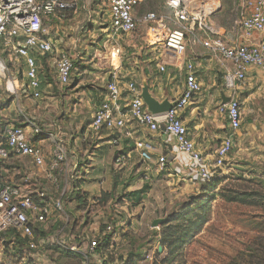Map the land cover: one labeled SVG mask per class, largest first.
<instances>
[{"label":"built area","instance_id":"2783aa9c","mask_svg":"<svg viewBox=\"0 0 264 264\" xmlns=\"http://www.w3.org/2000/svg\"><path fill=\"white\" fill-rule=\"evenodd\" d=\"M140 2L141 0H107L109 40L118 35L131 36L141 25L145 45L149 49L161 46L167 54L180 58L189 47L204 48L218 58L224 87L231 92L236 90V85L244 83L249 68L264 67V0L243 2L242 15L235 31L241 33L245 42L233 47L219 38L217 28L211 20L215 7L209 6L204 0H167L166 14L147 12L137 18L134 12ZM76 8L77 0H0V46L3 53L5 51L8 56L22 60L26 68V88L32 99L40 98V81L36 60L30 55V51L46 56L54 50L50 41L45 38L47 32L43 28V19L56 13L73 12ZM183 65L184 89L174 107L162 116L149 114L138 96V86L135 82L128 81L127 114L136 125L152 133L157 132L160 123H163L164 133L173 138L180 153L187 155L196 164L199 179L207 181L216 169L224 166L235 147L233 136L241 128L242 105L232 94L226 104L218 106V113L228 122L229 134L216 147L213 162H206L187 138V130L179 117V112L201 92V85L193 72V64L186 61ZM73 67L74 61L67 53H59L55 58V78L60 87L70 83ZM159 71L162 73L164 67H160ZM5 73L6 65L0 59V76L4 77ZM5 90L11 96L16 95L11 80L5 82ZM106 91V97L95 111L89 126L94 136L104 130H124L121 106L123 94L114 78L107 84ZM24 122L29 133L21 126H0V138L4 140V147L0 146V162H19L25 171V176L18 181L8 183L0 179V233L16 230L31 239L28 250L40 252L47 246H54L79 256L81 264H122L115 253H109L108 249L101 250L98 242L101 234L111 233L116 226L103 223V233L99 230L96 234L90 230L80 234L71 227L64 204L72 193V181L79 178L75 176L77 165L69 163L62 129L45 127L31 119H24ZM33 140L50 146L48 158L43 146L35 144ZM134 149L143 164L147 165L152 161L154 148L149 141H136ZM125 158L117 156L116 164H121ZM165 167L166 158L162 156L157 160V168L163 170ZM18 173L19 170H16L13 176ZM103 182L104 179H100V183ZM91 198L89 196L88 202L94 203ZM58 222L62 226L54 229ZM118 226L123 227L124 224L119 223ZM41 231L46 236L34 240L39 238ZM156 250L157 248L144 256L145 264H152ZM110 256L113 258L110 259Z\"/></svg>","mask_w":264,"mask_h":264},{"label":"crops","instance_id":"0c3cea01","mask_svg":"<svg viewBox=\"0 0 264 264\" xmlns=\"http://www.w3.org/2000/svg\"><path fill=\"white\" fill-rule=\"evenodd\" d=\"M80 4L81 0H77V8L75 11L65 14L56 13L43 19V25L44 23H47L48 26L55 29V40H53L54 38L48 34L49 32H47L45 38L52 44L54 48L53 53L56 54V57L59 53H65L62 49L64 45L67 46L69 50L76 48V46L80 48V46L83 47L84 45L83 43L80 45L79 36L77 39H69L70 36L76 34L73 27L70 25L67 29L62 27L65 24L71 23V21L75 19V14L79 10ZM167 12L168 9L164 4L159 12L154 13L166 14ZM134 14L137 18L143 15L138 16L135 12ZM107 23V29H109L110 17L108 8ZM59 26H61V29H59ZM216 28L219 38L229 47L245 42L240 32L235 33L232 37H228L223 29L218 26H216ZM75 29L77 30V28ZM139 29L142 30L141 25L138 27V30ZM72 31L74 33H70ZM121 37L129 36L118 35L111 40L107 39L103 46L105 48L108 45L112 47V50H109L111 52L107 62H110V68H113L112 62L119 57L118 54L120 49L118 43ZM204 50L206 53L205 55L203 53V57H211L212 54L208 50ZM164 53L169 55L165 51ZM198 53L199 55H196L195 59L193 57V61L188 60L187 62L193 64V72L197 81L201 85V92L195 95L191 102L179 112V117L187 130V138L193 143L194 149L206 162L211 163L214 160L216 147L229 134L227 120L217 111L218 106L222 104V98L229 100L232 94H234L240 100L241 105L242 103L247 104L255 92H251L252 94L250 93L245 97H243V95L250 90L253 91L257 85L264 86V67L249 68L244 83L236 85V90L231 92L224 87L221 67L220 69H217V66H213L211 60L207 61V59H200L201 53L199 51ZM30 55L35 58L38 68L40 98L41 100L46 98L52 101L50 109H48V105L42 107L41 105L35 104L38 101H34L36 99H32L30 96V92L26 88L27 80L24 73L23 80L20 82L15 78L9 79L16 91V95L12 96L14 99L16 98V100L7 94L4 83V91L1 92L2 95L0 97V126H21L25 128L26 133H29V129L27 128L24 119H31L45 127H51L54 129L55 126L62 129L61 131L65 137L64 140L69 155V163L71 165H77L75 176H78L80 179L78 185L82 192H87L92 198L99 197L102 192L110 191L113 187H115L116 193L120 194L139 191L144 185H149L150 188L142 196L138 204L132 205L130 203V205L136 206L132 208L134 209L133 211H137L134 215H132V213L131 216L128 215V217L132 218L130 221L131 224L128 223L129 226H127L125 225L127 222H121L124 224L121 228L122 231L120 234L114 235L112 240L116 243L118 248L120 246H126L129 252H133V250L138 252L145 249L144 256L155 248L158 250L160 247L158 240L153 241V238L138 245L131 236L130 238L132 241H129L127 238L124 239L122 236L128 232V228L131 233L132 231L136 233L133 224L134 226L135 224H140L137 222L138 220L140 222L141 219H143L145 212H147L148 204H146V202L149 201L150 198L153 197L155 199L154 204H156L157 208L163 209L164 206H166V202L171 204L198 194L200 192L202 181L199 179L196 164L187 155L180 153L177 150L172 137L168 136L166 133L162 134L160 129L157 132L152 133L145 128L139 127L128 116L127 106L129 98L126 95V84L128 81L136 83L135 78L137 75L133 72H128L127 75H125L127 76V80L124 81L123 77L120 76V73H118L119 75L117 74V68L111 69L112 72H110L107 77H100L97 75L95 80L90 81L95 84L91 85L90 89H84L82 87L89 82L84 79L81 82L76 83L74 86L69 83L63 90H59L63 87H60L57 84L55 78L54 83L57 85V91H51L49 86L43 84L39 72L40 67H38L40 60L38 58H43L45 56L38 55L34 50L30 51ZM184 61H186V58H184L183 62ZM152 62H154L155 70L157 72L160 67H164V71L158 73L162 75L164 74L166 77L162 79L151 74L149 76L151 79L149 87L152 89H149V91L158 101H163L165 99L174 101L182 94L184 89L185 70L183 62L177 63L176 66L183 74L182 82H178L177 85L167 93V95L166 92L163 91V88H168L172 83L168 77L169 73H167L168 65H166L160 55L153 59ZM214 69L221 73L222 81L220 85L217 84L216 75L213 74ZM113 78L117 81L120 91L123 94L121 97V106L123 109L124 130H116L112 132L104 130L99 135L94 136L91 133L89 126L95 111L106 97V86L110 81H113ZM255 89L257 90L259 87L257 86ZM1 90L3 89L0 87V91ZM10 98L13 99L11 106L15 104V111H13L14 109H12L11 106L7 109L3 108L4 102ZM22 98H25L26 100L22 101ZM31 101L35 102L32 109L30 108ZM77 101L81 103L84 101L85 105L93 110L88 111V113H90L89 121L83 127L81 126L83 125L82 116L84 112L77 111V109L81 107L79 103L76 104ZM58 105L60 106L59 108ZM63 109L69 111H62ZM242 114L243 119L241 128L233 136L235 147L232 153L227 157L226 162L230 159L236 158V148L238 146L244 147V145H248L247 138L251 130L250 125L244 128L243 123L246 119V111H242ZM1 140L2 138H0V141ZM138 140L149 141L154 148L152 161L147 165L142 163L134 149V143ZM33 142L43 146L44 151L46 152V158H48L50 154V146L35 140H33ZM119 155L126 158L121 164H116L115 159ZM162 156L166 158V167L163 170H159L157 168V160ZM15 171L16 169L13 170V174ZM145 177L147 180H144ZM100 179H104V182L100 183ZM159 184L161 185L157 186ZM70 195H72V193ZM169 197L171 198L169 199ZM68 204V206H70V202H68ZM155 219H162V216L154 217L151 219L149 225L146 224L147 231L151 232L150 235H153L154 232H159V227H152V221ZM89 230L92 231L93 234H96L99 231V227L93 225ZM135 259L137 260L136 256H134V260Z\"/></svg>","mask_w":264,"mask_h":264},{"label":"rangeland","instance_id":"374dc122","mask_svg":"<svg viewBox=\"0 0 264 264\" xmlns=\"http://www.w3.org/2000/svg\"><path fill=\"white\" fill-rule=\"evenodd\" d=\"M167 0H141L139 6L135 9V13L139 16L146 12H159L164 6ZM209 6L214 5L215 12L213 13L211 20L215 26L223 29L228 37L234 36L237 33V24L242 15V5L245 0H204ZM85 2V3H84ZM69 25L74 28V36H70L69 39H77L79 36L80 45L83 43V47L76 46L74 49H70L64 45L62 48L65 53L70 55L74 61L75 70L73 72L71 82L72 86L82 80L89 81L82 86L84 89L91 87L97 75L107 77L111 69L117 68V74L123 77V80H127V73L133 72L136 76V85L139 87L147 86L149 89L150 78L152 74L155 77L164 79L166 76L155 70L153 59L158 55L168 65L169 73L168 77L171 85L163 91L170 92L177 83L182 82L183 74L178 70L177 63H182L184 58L186 61H193L196 55L201 53L200 59H207L212 61L213 66H217L220 69V63L218 58L211 55V57H203L205 50L201 47H189L186 53L180 58L166 55L161 46H156L153 50H149L145 45L143 32L139 29L136 33L129 37H121L119 40V57L115 59L113 68H110L108 59L112 50L111 46L103 47L107 39H109V30L107 23V0H81L80 8L75 14V19L69 24L61 25L64 28H68ZM59 26V29H61ZM43 28L48 34L55 40V29L44 23ZM77 28V30L75 29ZM76 30V31H75ZM73 31L70 33H74ZM114 45V43H113ZM115 46V45H114ZM86 48V50H85ZM194 57V59H193ZM55 58L56 54L47 55L39 60V72L42 77L43 84L49 86L51 91H57V85H54L55 81ZM211 58V59H210ZM0 59L4 60L6 65V73L4 77L0 76V97L2 91H4V83L12 78L18 79L19 82L23 80V74L25 73V66L22 60L15 59L13 56L4 57L0 56ZM184 61L183 64L186 62ZM206 74V73H204ZM213 74L216 75L217 84L220 85L222 81L221 73L217 70H213ZM119 75V74H118ZM259 87V89H255ZM253 91L250 90L243 97L255 92L247 104L242 103V111H246V119L243 123L244 128L250 125V132L247 138V144L244 147L236 148V158L230 159L226 166L218 170L216 178L218 181L216 190L212 193L195 194L198 196L197 201L205 200L207 210L205 212L206 222L203 225L201 231L197 236L187 242V245L183 246L175 254H169L168 250H161L162 254L159 257L156 255L154 263L152 264H257L261 260L262 251H257L255 248L257 245L264 246V199L261 202H253L250 197L245 200L239 197L233 198L230 194V190H234L237 194H241V191L250 192L253 185L248 184L251 181H262L264 183V86L257 85ZM81 87V86H80ZM65 87L59 89L63 90ZM256 90V91H255ZM4 93V92H3ZM8 94V93H7ZM252 94V93H251ZM6 95V94H5ZM11 96L10 94H8ZM165 95V96H166ZM12 97V96H11ZM13 98V97H12ZM13 99L6 100L4 102V109L11 106ZM26 100L22 98V101ZM31 101L30 108L34 107V103L41 105L42 107L48 105V109L52 104L51 100L46 98ZM80 104L81 107L77 111H83V127L90 117L88 111H93L89 106L85 105L84 101H79L76 104ZM75 104V103H74ZM1 105V102H0ZM14 106V107H13ZM12 109L15 111L16 107L13 104ZM1 107V106H0ZM60 106L58 105V108ZM62 111H69L63 109ZM243 119V114H242ZM240 130V129H239ZM238 130V131H239ZM16 175H14L15 177ZM234 177H239L242 181L236 179L233 183ZM248 182V183H247ZM161 184L157 185L160 186ZM150 188L149 185H145ZM232 192V191H231ZM171 197H169L170 199ZM186 199L173 202L169 204L166 202V206L163 209L157 208L155 199L152 197L146 202L147 212L141 221L133 224L135 232H130L128 228V237L138 243V245L144 241L152 239L153 235L147 231L146 224L149 225L151 219L157 216H162L163 225L168 220L175 218L176 214L183 207H179L181 204L189 200ZM168 199V200H169ZM167 200V201H168ZM193 198L191 201H195ZM164 204V203H163ZM145 205V203H144ZM136 206H132L129 203L122 205L121 202L114 205V202L108 205L94 204L83 214L78 221H76L77 233H87L90 227L97 225L101 227L103 223L110 220L115 225V222H128L131 224V216L136 214L133 211ZM198 212L200 209L197 210ZM123 215V216H122ZM123 217V218H122ZM98 223V224H97ZM160 225V226H161ZM159 226V227H160ZM150 237V238H149ZM128 239V238H127ZM254 244L256 245L254 247ZM142 245V244H141ZM253 250V252H252ZM127 247L120 246L119 254H126ZM252 252V253H251ZM145 249L141 251H130V255L137 257L135 264H145L143 262ZM253 257V258H250ZM252 260V263H249ZM79 258L61 251L58 248L51 246V248H45L43 251L36 253H21L16 249H13L11 245L4 243V240L0 238V264H78Z\"/></svg>","mask_w":264,"mask_h":264},{"label":"trees","instance_id":"16d2710c","mask_svg":"<svg viewBox=\"0 0 264 264\" xmlns=\"http://www.w3.org/2000/svg\"><path fill=\"white\" fill-rule=\"evenodd\" d=\"M65 13H68V12H65ZM4 54L8 56V53H6L5 51H4V53L2 52V48L0 46V56L4 57ZM74 70H75V66L73 67V72H74ZM54 85L56 86L55 83H54ZM3 144H4V140L2 139L0 141V146L4 147ZM226 164H227V162L224 163L223 167H225ZM222 168L216 169L212 173V176L209 180L202 181V183L200 185V192H202L201 193L202 195L206 194L208 192L213 193L216 190L217 184L219 181L216 178L218 176L216 174L218 173L217 171L222 169ZM14 169L19 170V173L15 177L13 176V170ZM24 173H25V171L19 162L15 161L13 163H6V164H4V162H0V179L3 182L6 181L9 183V182H12L13 180L18 181L25 176ZM236 179L242 181L241 179H239V177H234L235 181H233V183H231V184H235ZM79 181H80V179L72 181L71 189H70L72 191V195H70L68 201L65 202V204H64L65 210L69 215L71 227L73 229L76 226V221H78L79 218L83 214H86L87 210L92 205H94V204L95 205L96 204L108 205L112 202H114V205L118 204L119 202H121L122 205L128 204V203L129 204L131 203L132 205H136L141 200L142 196L149 189L148 186L144 185L143 188L140 189L139 191H135V192H131V193L117 194L115 191L116 190L115 187H113L110 191L102 192L99 197L91 198L94 203H89L88 202L89 194L87 192L81 191V189L78 185ZM248 184H251L254 186V188H252L249 193H247V191H241L243 193L237 194L232 189V190H230V194H231L232 198H233V195H234V197H239V198H242L244 200L246 198L250 199V197H251L253 199V202L258 201V202L263 203L261 200L264 199V183L262 181L256 180L254 182L251 181ZM193 198H195L196 200L191 201ZM197 198H198V196L197 197L191 196L190 198H188L189 203L187 201V202H185L179 206V207H183V208L178 211L175 218L168 220L163 225H161L159 227V230H158L159 232L153 233L154 237L152 240L153 241L158 240V243H159L162 251L165 249V250H168L169 254H175L183 246L187 245V242L191 241V239L194 238L195 236H197L198 233L201 231L203 225L205 224V222L207 220L206 216H205L207 206H206V203H204V201L206 199L202 200V201H197L198 200ZM68 202H70V206H68L69 205ZM198 209H200L199 212L197 211ZM107 223H110L111 225L116 226V227L111 231V233H108L105 235L101 234L100 238L98 239L99 248L103 251H106L108 249L109 253H111V252L115 253L117 255V259L122 264H135L136 259L134 260V255L133 256L130 255L129 251H127L126 254H123V253L119 254V248H118V246H116V243L112 240L114 235L121 233L122 227L118 226V224L121 222H118V223L115 222V225H114L113 222L110 220ZM125 225L129 226L128 222L125 223ZM58 226L60 227V226H62V224L60 222H58L56 227H54V229L57 228ZM99 230L101 233H103L104 225L99 227ZM52 231H51V233H52ZM128 235L129 234L127 232L126 234H124L122 236V238L123 237H124V239L128 238L129 241H132V239L130 238V236L128 237ZM45 236H46V233L41 231L39 238L36 237V238H34V240L40 239V238L45 237ZM0 238L2 240H4V243L11 245L13 249H16L17 251H19L21 253H36V251L28 250V244L31 241V239H29L28 237L22 236L16 230L10 229L8 231L2 232V233H0ZM255 246L256 245L254 244V247ZM46 248L49 249V248H51V246H47ZM255 248H261L262 249V250L257 249V251H259V252L262 251V253H260L261 260L257 264H264V246L257 245V247H255ZM252 252H253V250H252ZM69 254H71V253H69ZM161 254H162L161 251L159 252V250H156L154 256L157 255L159 257V255H161ZM72 255H74V254H72ZM74 256L79 258L78 264H81L82 259L77 255H74ZM109 258L112 259L113 256H110ZM250 258H253V257H250ZM155 259H156V257H153L152 263H154ZM249 263H252V260Z\"/></svg>","mask_w":264,"mask_h":264},{"label":"water","instance_id":"95a60500","mask_svg":"<svg viewBox=\"0 0 264 264\" xmlns=\"http://www.w3.org/2000/svg\"><path fill=\"white\" fill-rule=\"evenodd\" d=\"M138 96L143 101L146 111L153 116H162L166 114L172 107L176 105V103L181 98V96H179L174 101H169L168 99H165L163 101H158L153 97L152 93L149 91V88L146 85L145 86L142 85V87H139ZM227 102L228 99L222 98V104H226ZM159 129L160 132L164 134L165 125L163 123H160ZM162 223H163V219H155L152 221V227L158 228ZM158 250L160 252L161 247H159Z\"/></svg>","mask_w":264,"mask_h":264}]
</instances>
